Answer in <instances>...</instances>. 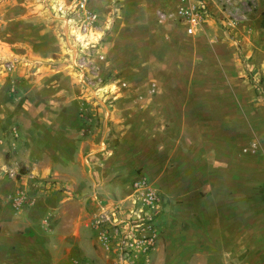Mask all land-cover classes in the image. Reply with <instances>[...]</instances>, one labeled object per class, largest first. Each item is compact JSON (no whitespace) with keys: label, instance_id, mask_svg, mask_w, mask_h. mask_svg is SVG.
I'll return each mask as SVG.
<instances>
[{"label":"crops","instance_id":"obj_1","mask_svg":"<svg viewBox=\"0 0 264 264\" xmlns=\"http://www.w3.org/2000/svg\"><path fill=\"white\" fill-rule=\"evenodd\" d=\"M201 1L207 17L189 36L172 21L175 0H119L108 49L92 50L94 67L109 57L116 75L85 76V88L51 59L53 39L32 43V16L0 13V264H114L94 218L100 205L130 208L139 178L159 194V236L132 264H263L233 245L262 240L240 234L257 214L240 144L262 130L243 75L248 65L264 73V0L238 19L222 4L240 0ZM39 68L52 90L32 104ZM86 82L107 91L110 108L95 105Z\"/></svg>","mask_w":264,"mask_h":264},{"label":"rangeland","instance_id":"obj_2","mask_svg":"<svg viewBox=\"0 0 264 264\" xmlns=\"http://www.w3.org/2000/svg\"><path fill=\"white\" fill-rule=\"evenodd\" d=\"M95 1H97L96 5H95ZM99 1L102 2V6H103V8L100 11H98L95 8L100 6ZM89 6L92 9H94V11H96L100 17L99 28L101 29L102 34L110 31L114 22V17L117 14L116 12L119 7V0H90ZM223 6H226V8L228 7V12L230 13V16L237 19L239 17L240 18L245 17L244 15L248 13V10L254 11L256 9V3H254L252 0H240L234 4L224 3L222 4V7ZM72 9H73V4L71 0H0V13H3V15L11 17L10 14L16 12V15L21 14L22 18H24L25 16L26 17L32 16V28H33L32 43H34L35 39L37 41L38 40L45 41L46 39H48L47 42H50L53 39L52 43H57L58 47L57 50L50 55L51 59H53L56 62L65 61L66 63H68L69 66H67V70L63 69V71L65 72V73L62 72L63 75L67 76L68 79L73 81L71 82V84H74L73 85L74 87H76L77 85L80 87H84L83 83L79 81V79H77L76 76L77 69L75 67V63L76 62L80 63V60L82 58L83 62L88 63L90 61L91 63L95 64L94 62L95 55L94 52L92 51L94 48H86L84 49V51L79 50V47L77 46L76 40L74 39V35H73V33L75 32L73 27V22H75V20H72V18H74V12L72 11ZM156 16L157 18H159L158 11L156 12ZM99 42L101 43V45L99 43L100 49H103L106 46H107L106 48L108 49L109 43L105 42L103 45V37ZM75 43L76 46H74ZM60 48H63V50H60ZM38 55H39L38 53L32 51V59L39 57ZM121 60H125L123 56H121ZM97 61L100 66L96 65L97 67H94L92 70L86 72L85 76L90 77L96 75L95 79L99 80V79H104L103 77L108 78V77H114L116 75L114 71L109 70L108 68L109 57H107V59L103 58L100 61L97 59ZM87 63L86 65H88ZM32 70L34 69L32 68ZM41 70L43 69L39 68L38 74L34 76L36 77L35 79H39V82L37 84H32V88L34 89L32 90L33 91L32 97L33 98L35 97L34 99H32V104L38 102L37 101L38 99H36V94L38 96H45L44 94L46 92H51L52 90L50 85L44 86L41 83V81H43V78L45 77V73L39 74ZM243 76L246 77V82H245L246 87L243 90L250 92L252 94V97L256 96V98L260 100L263 106V112H262L263 124L261 127L262 129L261 131L256 130L255 132L253 130L252 133H250L251 131L249 130V135L253 140L247 139L240 144V149L242 154L245 153L244 155L252 156L250 158L251 159L250 162H252L254 165V175H255L254 195L255 196L254 198L250 199V201H252L253 203L250 202L249 205L255 207L257 210L256 219L254 222L255 225L250 228L247 227L241 229L240 234L246 237L249 236L258 237L261 238L262 240L259 243H250L248 241L246 244H241V245L239 244L238 246L237 245H233V246L238 247L240 249L239 251H241L240 253H243L245 255V258H247L251 263H255V259H254L255 257H259V258L262 257L264 259V253L260 254V252L256 251L260 248L262 250L264 249V219H263L264 218V200H263L264 199V99H263L264 73L262 75H256L254 74V70L252 69L251 65H248L246 73ZM91 81H93V78L91 79ZM89 84H87L86 82L85 85H87V88L89 87L90 88L89 90L92 91L93 98L96 97L100 101V103L97 102L95 105L101 106L102 109L110 108L112 99L106 95H103V93L107 91L105 89L96 90L94 89V87L98 85H95L93 83H89ZM65 85L67 86V84ZM59 86L61 88L63 87V85L61 84H59ZM234 87H236L235 90L238 91L242 90V84L234 85ZM9 88H6L7 89L6 93L8 95L9 94L13 95V92L10 91ZM95 92H97V94ZM258 119H259L258 116L252 117L253 126H254V122L258 121ZM254 140L255 141L262 140V142L258 143L256 141V143H253ZM259 144L261 149L259 148ZM259 149L260 151H258ZM258 161H261V163H258ZM260 193H262V196L260 195ZM247 197L248 198L251 197L249 192L248 195H246V198ZM229 234L230 232H228V235ZM158 236L159 234H157L156 231V239ZM227 247H229V245ZM221 251L222 253L229 252V251L226 252V250H221ZM204 262L205 261L202 259H194V264H203ZM222 262L225 264H238V261L236 260L231 261L228 260V258L223 259Z\"/></svg>","mask_w":264,"mask_h":264},{"label":"built area","instance_id":"obj_3","mask_svg":"<svg viewBox=\"0 0 264 264\" xmlns=\"http://www.w3.org/2000/svg\"><path fill=\"white\" fill-rule=\"evenodd\" d=\"M75 20L74 39L80 51L99 46L103 34H96L99 28V15L89 6L90 0H71ZM172 21L184 27L187 35H193L201 22L207 17L201 0H175L171 12ZM169 14V15H171ZM168 15V16H169ZM163 12L158 13L161 18ZM76 62L79 81L85 73L94 68L90 61ZM5 174L12 175L11 170ZM130 208L122 210L117 205L98 206L94 222L98 225L99 240L105 249L114 254V264H132L144 258L154 249L156 241L155 220L158 212V193L149 187L144 179L139 178L132 184Z\"/></svg>","mask_w":264,"mask_h":264}]
</instances>
